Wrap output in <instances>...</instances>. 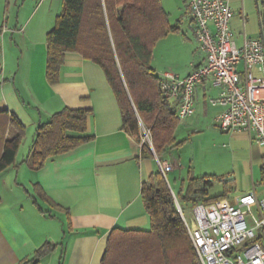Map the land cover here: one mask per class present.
Masks as SVG:
<instances>
[{
	"label": "crops",
	"instance_id": "obj_1",
	"mask_svg": "<svg viewBox=\"0 0 264 264\" xmlns=\"http://www.w3.org/2000/svg\"><path fill=\"white\" fill-rule=\"evenodd\" d=\"M36 2L0 0V111L13 113L23 126L21 130L10 123L7 138L20 135L22 141L29 133L33 140L36 127L64 108L91 110L87 133L92 138L47 160L39 169L24 161L29 147L21 159L18 148L15 164L0 171V264H100L111 229L149 228L140 188L159 166L156 156L142 157L140 144L121 129L117 102L99 66L78 53L67 52L58 81L48 83L46 34L61 12L62 0ZM184 5L195 39L186 0ZM203 62L201 53L175 73L183 77ZM217 93L208 80L198 84L189 119L197 115L195 123L207 117L216 122L222 108L208 100ZM171 103L176 106L175 101ZM209 106L217 109L212 115ZM235 134L253 143L246 133ZM261 160V188L252 184L234 196L251 190L258 198L264 195V153ZM163 162L172 171L173 166ZM186 180L182 179L177 189L171 188L175 200ZM46 242L54 248L32 262L35 251Z\"/></svg>",
	"mask_w": 264,
	"mask_h": 264
},
{
	"label": "trees",
	"instance_id": "obj_2",
	"mask_svg": "<svg viewBox=\"0 0 264 264\" xmlns=\"http://www.w3.org/2000/svg\"><path fill=\"white\" fill-rule=\"evenodd\" d=\"M178 26L169 23L161 0H62L61 12L46 34L45 75L58 81L67 52L80 54L101 68L115 97L121 129L141 143V127L149 130L152 149L141 143V156L160 158L177 146L176 106L160 88V75L151 66L156 43ZM90 109L64 108L39 124L25 162L34 169L91 140L87 133ZM22 124L13 113L0 111V171L15 164L21 136L7 138L8 126ZM264 179V168L261 170ZM211 181L188 175L179 187L180 206L213 203L225 193L208 196ZM140 197L149 219L148 229H111L100 264H201L175 205V198L160 169L142 182ZM182 208V207H181ZM54 248L41 245L31 261Z\"/></svg>",
	"mask_w": 264,
	"mask_h": 264
},
{
	"label": "built area",
	"instance_id": "obj_3",
	"mask_svg": "<svg viewBox=\"0 0 264 264\" xmlns=\"http://www.w3.org/2000/svg\"><path fill=\"white\" fill-rule=\"evenodd\" d=\"M186 2L204 62L183 77L163 71L159 85L164 96L176 102L178 120L185 119L194 112L196 86L208 80L218 90L208 101L222 108L215 118L218 127L229 133H246L264 153L263 34L258 38L246 34L243 3L242 39L237 44L230 26L231 0ZM141 134V143L152 149L149 130L141 127ZM157 163L164 176L170 166L159 159ZM175 205L201 264H264V195L258 198L251 190L232 202L197 203L190 223L177 200Z\"/></svg>",
	"mask_w": 264,
	"mask_h": 264
},
{
	"label": "rangeland",
	"instance_id": "obj_4",
	"mask_svg": "<svg viewBox=\"0 0 264 264\" xmlns=\"http://www.w3.org/2000/svg\"><path fill=\"white\" fill-rule=\"evenodd\" d=\"M161 4L168 14L169 23L177 24L178 31L168 34L156 43L152 64L157 70L156 74L164 70L178 73L187 67L192 58L198 59L201 52L198 51L192 35L184 0H161ZM231 5L234 14L230 26L233 38L240 44L241 1L231 0ZM243 12L246 34L251 38H258L260 28L254 0H243ZM184 39L188 40V43H184L182 41ZM208 108L211 115L212 111L217 110L210 106ZM196 116L193 119L187 117L179 121L174 135L176 142L181 143L168 148L160 158H157L161 162L166 160L173 166L172 171L166 172L165 176L170 188L177 189L180 181L185 180L190 174L195 177L205 176L211 181L208 196L225 193L224 197L230 202L234 201L237 197L234 195L243 192L245 187L256 184L260 189L258 170L262 161V147L255 142L250 145L243 135L222 131L211 117L195 123ZM31 143V135L27 133L19 145L18 159H21V153L27 151ZM157 159L155 158L156 164ZM229 179L230 182L226 181ZM181 205L184 218L190 223L192 206L189 203ZM252 210L259 217L256 207H252Z\"/></svg>",
	"mask_w": 264,
	"mask_h": 264
},
{
	"label": "flooded vegetation",
	"instance_id": "obj_5",
	"mask_svg": "<svg viewBox=\"0 0 264 264\" xmlns=\"http://www.w3.org/2000/svg\"><path fill=\"white\" fill-rule=\"evenodd\" d=\"M260 31L264 32V0H254ZM244 15V12H243ZM245 17V15H244Z\"/></svg>",
	"mask_w": 264,
	"mask_h": 264
},
{
	"label": "water",
	"instance_id": "obj_6",
	"mask_svg": "<svg viewBox=\"0 0 264 264\" xmlns=\"http://www.w3.org/2000/svg\"><path fill=\"white\" fill-rule=\"evenodd\" d=\"M260 33L263 34V35H262V38L264 39V32L260 31Z\"/></svg>",
	"mask_w": 264,
	"mask_h": 264
}]
</instances>
